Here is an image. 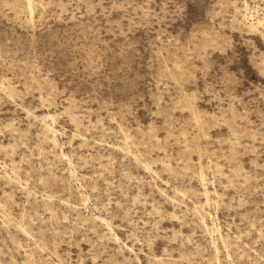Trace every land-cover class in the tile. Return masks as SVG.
I'll use <instances>...</instances> for the list:
<instances>
[{"label":"rangeland","instance_id":"374dc122","mask_svg":"<svg viewBox=\"0 0 264 264\" xmlns=\"http://www.w3.org/2000/svg\"><path fill=\"white\" fill-rule=\"evenodd\" d=\"M0 264H264V0H0Z\"/></svg>","mask_w":264,"mask_h":264}]
</instances>
